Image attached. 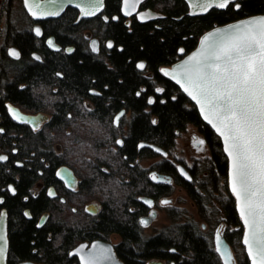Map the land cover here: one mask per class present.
I'll return each mask as SVG.
<instances>
[{"label": "flooded vegetation", "instance_id": "af4514ba", "mask_svg": "<svg viewBox=\"0 0 264 264\" xmlns=\"http://www.w3.org/2000/svg\"><path fill=\"white\" fill-rule=\"evenodd\" d=\"M14 1L17 0H0L6 16L5 25L0 30V129H3L0 132V156L7 157L6 160H0V174L2 176V171L6 168L7 175L12 177L16 167L26 171L33 170L34 178L31 180L26 175L23 185L18 186L20 177L16 174V182L8 181L0 190V215L3 210L7 215V264H51L41 254L37 259L33 257L10 260L13 255L11 231L16 225H20L22 217L40 233L44 230L49 233L52 225L59 232L63 227L72 230V239H57L60 240L57 247L65 249L66 254L57 257L52 264H188L190 259L187 254L170 238L174 228L186 224L194 225L203 244L211 251L213 261L209 264H224L221 253L217 251L216 233H220L229 244L234 263L242 264L241 256L238 257L235 248L239 244L245 251L242 241L244 225L236 207V198L229 187L228 158L221 140V151L227 159V169L216 177L210 174L214 154L204 125L189 123L195 129L192 142L198 152H210V157L206 159L203 167L197 160L189 164L188 160L179 154L173 155L172 148L166 149L153 141L138 140L135 145L136 153L132 154L127 140L134 120L133 110L122 106L110 113L109 94L105 91L108 88L105 82L108 81L107 78L98 79L104 84L100 87L88 76H77L76 59L68 60L73 56H76L79 62L90 63L89 60H99L107 68H113V52L122 51L124 47L114 38V34L108 33L107 26L112 22H121L131 31L134 23L163 19L166 13L163 8L157 9V6H160L159 0H117L118 7L115 11L108 10L110 0H104L100 12L83 17L80 16L78 8L68 6L65 11L68 8L74 10L71 15L72 23L79 25V28H71L70 35L51 29L47 23L51 19L60 18L64 13L59 17L35 20L25 8L24 0H18L19 11L13 10ZM174 2L183 5V12L175 17L176 19L208 15L216 10L231 9L238 12L244 4V0H234L227 9H220L215 4L204 13L191 14L188 0H171L172 4ZM235 3L240 7L236 8ZM36 25H40V35L36 34ZM215 25L217 23L213 26ZM158 26L156 23L155 27ZM48 40L53 41L51 46ZM109 43L113 46L108 47ZM11 50L19 52V57L10 55ZM190 50L180 45L177 49L178 56L173 62ZM37 56L40 57L39 60L36 59ZM50 59L58 68L54 72L55 76L42 77L39 84L34 85L28 74L30 68L37 63L47 65L46 62ZM173 62L159 67V72L169 80L172 79L162 72V67ZM140 63H143L145 68H138ZM135 66L153 83L147 100L154 101L155 95L163 94L165 85L154 82V72L147 67L145 59L137 60ZM178 88L180 89L179 86ZM157 89L163 91L158 92ZM147 90L148 87L142 85L135 94L139 93L137 96H140ZM180 91L182 92L181 89ZM10 105L33 116V121H17L9 110ZM129 111L131 115L127 130L122 131V119ZM144 111L151 112V108L146 107ZM152 120L156 118L153 116ZM18 137L22 142H16L15 138ZM157 146L162 150L158 151ZM93 147L97 149L95 152ZM120 149L123 161L129 158V155H134L128 161L129 166L137 168L140 176L134 177V183L131 182L129 170L120 172L121 166H110V156L117 154ZM158 156L161 160H152ZM146 159L149 162L144 164ZM94 165L103 173L95 172ZM62 167H66L68 172L60 170ZM154 174L155 180L152 179ZM142 179L145 180L144 183ZM114 180L123 187L126 182L136 187L130 190L133 196L118 207L120 217L126 223L130 224L133 219L132 232L109 229L98 220L113 195L117 194L114 192ZM175 186L184 190L193 200L204 220L212 216L214 218L218 212L220 218L216 221L212 238L205 235L196 221L186 219V211L172 204ZM19 192V200L24 205L20 216L16 214L17 199L6 201L4 194L16 196ZM49 192L54 195L50 196ZM165 200L170 203L163 204L162 201ZM148 201L151 203H147ZM229 203L238 213L239 223L232 221L227 214ZM161 210H165L167 217L175 223L154 233H146L145 229L159 218ZM145 220L147 224L142 223ZM202 227L206 228L207 224L203 223ZM239 230L242 233L241 242L233 236ZM159 235L165 238L158 240ZM112 250L116 262L110 260Z\"/></svg>", "mask_w": 264, "mask_h": 264}, {"label": "trees", "instance_id": "16d2710c", "mask_svg": "<svg viewBox=\"0 0 264 264\" xmlns=\"http://www.w3.org/2000/svg\"><path fill=\"white\" fill-rule=\"evenodd\" d=\"M158 4L166 13L163 19L145 23H134L131 31H128L121 22H112L107 26L106 30L108 33L111 35L114 34V38L124 47L122 51L115 50L113 52L111 56L113 68H107L99 60H89L90 63H86L85 61L79 62L80 60L76 56L68 58V60L76 59L77 76H88L95 84L100 85V87H103L104 84L99 82L101 80L98 79L107 78L108 81L105 82L108 84V88L105 91L109 94L110 100L108 108L110 113L122 106H128L133 110L134 120L129 129V138L127 140V146L130 147L132 154L136 153L135 145L138 140L153 141L166 149H171L175 146L179 132L183 131L187 124L195 123L204 125L214 154L210 174L216 177L218 173L223 174L227 169V159L221 151L219 137L204 122L195 104L180 91L172 80L164 77L159 72V67L176 60L178 56L177 49L180 45H184L187 50L193 48L196 45L199 35L214 24H221L249 14L264 12V0H244L242 8L238 12L231 9L227 11L216 10L208 15L184 16L180 19H176L175 17L183 12V5H180L178 2L172 4L171 0H159ZM117 7V0H110L107 5V9L111 11H115ZM73 13L74 10L68 8L60 18L51 19L47 23L51 29L61 30L63 34L70 35L72 33L70 31L71 28H79V25L77 26L72 23L73 17L71 15ZM156 23L159 25L158 28L155 27ZM139 59H145L147 61V67L154 72V78L156 79L154 82L161 83L166 87L163 94L155 95V100L152 105H148L147 94L151 93L152 86L154 85L136 68L135 63ZM52 61L51 59L50 61L48 60L46 62L47 65L37 63L30 68L28 74L34 85H38L42 77L51 78L55 76L54 72L58 68L55 66V63H51ZM65 68L69 71L67 67ZM142 85H146L148 90L146 93L137 96L135 93ZM146 107H150L151 112H145L144 109ZM153 116L156 118L155 124L152 123ZM15 139L18 143L22 142V139L19 137ZM96 150V148L93 149L94 152ZM109 151L112 152V150ZM122 154L121 149L117 154H112L110 156L112 158L110 166H121L120 172L129 170L131 182L134 183V177L136 178L137 176L140 178L137 168L128 165L129 159L134 155H129V158L123 161ZM6 170L4 168L2 176L0 174V190L6 186L8 181L13 180L16 182V174H19L20 177V180L17 182L18 186L19 184L23 185L26 175L30 179L34 178L33 170L26 171L25 169L14 167L12 177L7 175ZM94 171L103 173L95 165ZM113 182H116L114 192L117 194L113 195V199L108 202L109 204L98 220L103 223V226L106 224L109 229H121L132 232L134 230L133 219L130 220V224L126 223L120 217L118 207L133 196L130 190H134L136 187L129 185L127 182L124 187L117 180ZM142 182L144 183L145 180L142 179ZM20 192L16 196L6 195L4 193L6 201H14V199H17L16 214L18 216L21 215L20 211L24 206L19 200L21 196ZM226 211L232 221L234 220V222L239 223V215L235 209L233 210L231 203L227 205ZM49 230L51 232H49L50 236L46 230L40 233L31 223H27L22 217L20 225H16L11 231L13 255H11L10 260L14 261L18 258L33 257L37 259L38 255L41 254L52 264L57 257L66 254L65 249L62 250L57 247V244L60 242L57 239L61 237L72 239L74 236L72 230L63 227L59 232V230L54 228V225ZM170 234V238L174 241V244L176 245L178 243L183 249V252L187 254L190 259L188 264H195V262L209 264L211 260L213 261L211 251L203 244L199 236L200 234L196 231L193 224L177 226ZM241 235V230L233 234L239 242H241ZM162 237L165 238L159 235L157 239L160 240ZM34 249L35 251L33 252ZM241 253L240 261L242 264H250V260L245 251L242 250Z\"/></svg>", "mask_w": 264, "mask_h": 264}, {"label": "snow or ice", "instance_id": "6c2138e0", "mask_svg": "<svg viewBox=\"0 0 264 264\" xmlns=\"http://www.w3.org/2000/svg\"><path fill=\"white\" fill-rule=\"evenodd\" d=\"M233 3L234 0H219L215 6L227 9ZM234 6L240 7L238 3ZM32 14L36 15L35 12ZM36 34L40 35V29H36ZM213 36L217 39L209 43ZM48 44L51 46L53 41L48 40ZM204 44L206 50L191 57L190 65L182 66V77L196 93L192 98L199 96L197 103L206 105L217 121L213 127L224 137L225 151L231 158L232 192L240 202L241 217L250 229V236L244 243L253 264H264V17L232 26L229 32L218 30L205 37ZM112 46L108 44V47ZM10 55L19 57L20 54L11 50ZM137 67L143 69L145 65L140 63ZM184 90L189 92L188 87ZM157 91L162 92L163 89ZM153 102L148 100L149 104ZM9 110L14 118H19L14 110ZM201 111H204L203 107ZM6 159L0 156V160ZM152 179H156L155 174ZM49 195L54 193L49 192ZM162 203L170 202L165 200ZM142 223L147 224V221ZM219 239L218 234V242ZM217 251H220L219 244ZM3 252L4 249L0 248V255Z\"/></svg>", "mask_w": 264, "mask_h": 264}, {"label": "water", "instance_id": "95a60500", "mask_svg": "<svg viewBox=\"0 0 264 264\" xmlns=\"http://www.w3.org/2000/svg\"><path fill=\"white\" fill-rule=\"evenodd\" d=\"M191 7V14H197V13H204L205 9H208L209 5H215L219 3V0H188ZM25 8L27 11L33 16L35 20H43L46 18H52V17H59L62 13H64L65 9L68 6H73L79 9L80 16H91L98 12H100L103 9L104 6V0H28V3H25ZM126 4H124L125 7ZM29 8L32 9V11H29ZM32 12H35L36 15H33ZM260 17H264V12L261 13H254L249 14L246 16L239 17L237 19H233L231 21H227L225 23L217 24L207 30H205L199 37L197 44L193 49H191L188 53H186L184 56H182L177 61L173 62L169 66L162 67V72L170 79H172L182 90V92L193 102L201 115L202 119L213 129V131L219 136L224 152L228 158V179H229V187L232 191V185H231V158L228 155V152L225 151L226 144L224 137H222L216 129L213 127V124H216L217 121L212 116V114L207 110L206 105L198 104L197 99H200L199 96H197V99H193L192 96L196 95L195 92L192 91V89L189 87V85L185 82V80L182 77V66L190 65L192 63L191 57L195 55H199L201 52H204L206 50V46L204 44L205 37H208L210 34L217 33L218 30L222 32H229L232 30V26L240 25L245 21L258 19ZM36 28H40V25H36ZM217 37L213 36L209 43H212L214 40H216ZM175 77V78H173ZM179 81V82H178ZM188 87L189 92H192V95H189V92H186L184 89ZM202 107L204 108V111H201ZM10 108L14 110L19 118H15L17 121H24V122H32L34 117L28 114H25L21 112L17 107L10 105ZM205 116L208 117V119H205ZM211 121V123L209 122ZM219 126V125H218ZM149 145V144H148ZM152 147H155L151 145ZM158 151H161L162 149L160 147H156ZM60 170L67 171L66 167H62ZM233 193V192H232ZM234 194V193H233ZM236 198V207L238 210V213L240 215V218L242 220V223L244 225V231H243V237L242 241L244 244V248L246 251V254L250 260V264H253L252 259L249 256L248 253V246L244 243V240L246 237L250 236V229L249 226L244 223V218L241 217L240 214V202L238 201L237 196L234 194ZM219 234V242L217 241V235ZM216 242L217 247L219 244L220 247V253H223L222 258L224 261V264H235L233 261V254L229 247V244L225 240V238L220 234L216 233ZM111 247V246H110ZM0 248L4 249L3 255H0V264H7V254H8V237H7V215L6 211L3 210L2 214L0 215ZM110 260L113 259V261L116 262L115 255L113 253V250L110 253ZM118 263V262H117ZM21 264H37L33 262H23ZM119 264V263H118Z\"/></svg>", "mask_w": 264, "mask_h": 264}, {"label": "rangeland", "instance_id": "374dc122", "mask_svg": "<svg viewBox=\"0 0 264 264\" xmlns=\"http://www.w3.org/2000/svg\"><path fill=\"white\" fill-rule=\"evenodd\" d=\"M12 8L14 11H19L20 5L18 3V0L14 1ZM160 8L162 7L157 6V9H160ZM5 19H6V16L4 15L2 7L0 5V30L5 25ZM1 44H2V38L0 35V45ZM130 115L131 114L129 111L126 113L125 117L122 119L123 125H121L120 127L122 131L127 130V122L130 119ZM194 131L195 129L193 128V125L188 124L185 130L179 132V135L176 138L175 146L172 148L171 152L173 155L179 154L182 158H186L189 164H192L194 160H197L199 162V165L203 167L206 164L205 162H207L206 159L210 157V152L209 153L208 152H205V153L198 152L199 150H197V148L193 145V142H192L193 140L192 134ZM152 160L159 161L161 160V157L158 156ZM147 161L149 162V160L146 159L143 163L146 164ZM172 196H173L172 204L180 209H183L184 212L186 211V214H187L186 219L189 218V220L196 221L199 224V227L201 228V230L205 232V235H208L209 237L212 238L214 229L218 222L217 219L220 218V215L218 214V212L214 218H212L213 217L212 216L211 218L204 220L203 218H201L199 212L197 211L196 205H194L193 200L187 196L184 190L180 189L178 186H175V190ZM174 223L175 221H172L171 219L167 217L165 210H161L159 218L149 228H146L145 232L154 233L158 230H161L165 226L171 225ZM203 223L207 224L206 228L202 227ZM173 227L175 226L173 225ZM235 251L237 252L238 257L242 255L241 253L242 248L239 246V244L236 245Z\"/></svg>", "mask_w": 264, "mask_h": 264}]
</instances>
